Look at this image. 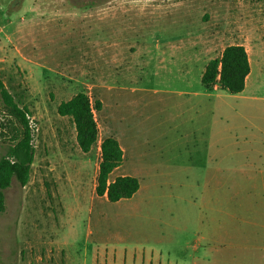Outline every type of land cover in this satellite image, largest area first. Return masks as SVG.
I'll return each mask as SVG.
<instances>
[{"label":"rangeland","instance_id":"374dc122","mask_svg":"<svg viewBox=\"0 0 264 264\" xmlns=\"http://www.w3.org/2000/svg\"><path fill=\"white\" fill-rule=\"evenodd\" d=\"M238 13L237 0H0V77L34 148L28 183L5 190L0 264H264V72L237 94L201 81ZM80 91L101 102L87 154L57 113ZM19 132L0 97V156ZM116 135L140 187L110 202L95 171Z\"/></svg>","mask_w":264,"mask_h":264},{"label":"trees","instance_id":"16d2710c","mask_svg":"<svg viewBox=\"0 0 264 264\" xmlns=\"http://www.w3.org/2000/svg\"><path fill=\"white\" fill-rule=\"evenodd\" d=\"M250 71L248 55L241 45L226 46L220 58L208 63L202 73V85L206 89L218 84L223 90L237 94L244 90L246 77ZM0 97L7 114L20 124V132L13 142L6 147L0 156V212L5 209V190L15 179L22 187L30 179L31 167L34 161L32 145V130L29 111L21 107L6 88L0 77ZM101 109V102H91L89 96L80 91L70 99L62 101L57 108L61 117H70L76 131V142L80 150L90 153L97 145L98 126L94 111ZM123 162V151L118 140L113 136L105 137L100 143V162L96 177L95 193L98 197L106 195L110 202L129 199L134 196L140 183L133 176H118L110 179L112 172Z\"/></svg>","mask_w":264,"mask_h":264},{"label":"crops","instance_id":"0c3cea01","mask_svg":"<svg viewBox=\"0 0 264 264\" xmlns=\"http://www.w3.org/2000/svg\"><path fill=\"white\" fill-rule=\"evenodd\" d=\"M237 6H238L239 13H238V18H237L238 23L236 24H241L242 20H243V23H242V26L236 27L231 34L232 37L236 40V42L228 44V45H241L245 48L247 52L250 71H249L248 76L246 77L245 87H244V90L242 91L244 92L247 90L254 73H257V76H258L264 72V67L261 64L264 62V0H237ZM228 11H229L228 14L231 15L230 8H228ZM218 87L220 86L217 84L213 88H218ZM115 138L118 140L119 145L123 151V162L118 168H116L112 172L111 175L119 172L118 174H116V177L131 176L128 169L126 168L127 159L125 157L121 137L116 135ZM98 168H99V165L97 167V170L95 171V177H97L96 175L98 174ZM111 175H110V179H111ZM99 198H103L107 200L106 195L99 197ZM132 198L133 197L129 199H132Z\"/></svg>","mask_w":264,"mask_h":264}]
</instances>
